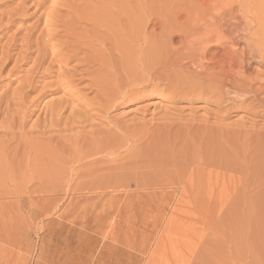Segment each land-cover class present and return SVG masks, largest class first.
<instances>
[{
    "label": "rangeland",
    "instance_id": "obj_1",
    "mask_svg": "<svg viewBox=\"0 0 264 264\" xmlns=\"http://www.w3.org/2000/svg\"><path fill=\"white\" fill-rule=\"evenodd\" d=\"M227 13L224 32L261 54L264 0H0V245L15 261L33 242L37 264H264V103L175 66Z\"/></svg>",
    "mask_w": 264,
    "mask_h": 264
},
{
    "label": "bare ground",
    "instance_id": "obj_2",
    "mask_svg": "<svg viewBox=\"0 0 264 264\" xmlns=\"http://www.w3.org/2000/svg\"><path fill=\"white\" fill-rule=\"evenodd\" d=\"M221 9H223V7L221 8ZM225 11V10H224ZM227 12H229V11H227ZM225 14H226V12H225ZM224 14V15H225ZM220 15H222V14H220ZM220 16L219 18H218V16L216 17V18H218V19H214V21H213V23H211L210 25H203V26H201V27H203V29L205 30V26H211V29H210V31H208V34H207V32L205 33L206 35H204L203 37H202V39H201V41H202V43H204V44H206L205 43V41L206 42H210V41H214L213 42V45H216V46H213L212 45V42H211V44L209 43V45H212L214 48L215 47H219V49L216 51V52H214V54L212 55V53L211 52H209V54H210V56H209V54L207 53V51L205 50L208 46H206V45H204V46H206V47H204L203 48V51H202V48H201V51H202V53L200 54V56L198 57V54L196 55L198 58L197 59H199L198 60V62L197 63H195V61H194V59H193V57L195 56V55H192L191 54V52L193 51H191L190 50V47H192V46H190L189 48H188V50L189 51H191L190 53H189V51H188V53L186 52L187 51V49L185 50V51H183V54H184V56H182V57H180V58H178L179 60H177L176 61V67H181V68H186V69H188V71L191 73V72H193V74H194V72H195V74H196V76L197 75H200V77L199 78H201V76L202 75H204L203 73L206 71L207 72V69L208 68H211V67H213L214 69L216 68L217 69V71L216 70H214V72H215V74H214V76H211V77H213V79L212 80H210V81H213V85H210V86H212V88L210 89V91H209V93H211L212 95H217L218 97V99H220L219 97H222V96H224V95H229L230 97H229V100H232V102L234 101V99L236 100V99H238V100H240V102L241 101H243V100H246L247 98H253V100L255 99V100H258L259 102H261V103H264V89L262 88V86L261 87H259L258 88V90H254V88H252V86H251V84H252V82H253V78L250 76V75H248L247 74V72H245V69L248 67V65H250V63H252L253 61H256V60H258L259 61V59L261 60V62L263 63H261L262 65H264V55H262V53H264V51L261 53V54H257L259 51V47H257V49L258 50H256L252 45L253 44H251V41H253L251 38H250V35H248L247 33L246 34H243L241 31V33H239V30L237 31V29H235L234 27H233V30H229L230 32H224V29L226 28L225 27V25L230 21L231 23L233 22L235 25H237V20L236 19H234L233 18V16H235V14L234 15H232V16H230V15H228V13H227V16L225 15V16ZM236 18V17H235ZM212 22V21H211ZM230 24V23H229ZM247 24V23H246ZM250 24V23H249ZM238 25H240V24H238ZM193 26H194V24H193ZM197 26V25H196ZM200 26V25H199ZM227 26V25H226ZM198 27V26H197ZM193 28H196V27H193ZM193 28H191V29H193ZM210 28V27H209ZM240 28V27H239ZM188 29V28H187ZM190 29V30H191ZM197 29V28H196ZM201 29V28H200ZM247 29V28H246ZM242 30V29H241ZM188 31H189V29H188ZM188 31H186L187 33L186 34H188L189 32ZM192 31H195V29L194 30H192ZM199 31V30H198ZM206 31H207V29H206ZM225 31H227V29L225 30ZM210 32V33H209ZM247 32V31H246ZM249 32V31H248ZM195 33V32H194ZM191 34V33H190ZM198 34V33H197ZM188 36V35H187ZM186 36V37H187ZM191 35H189V37H190ZM200 36H202V34L200 35ZM185 37V36H184ZM197 37V36H196ZM251 37H252V35H251ZM193 38V37H192ZM191 38V39H192ZM253 38V37H252ZM190 39V38H189ZM196 39V41H197V39H199L200 40V38L199 37H197V38H195ZM246 40L247 41V44H246V47L245 48H240L239 49V47L237 46L236 47V45H235V43H237V42H242V40ZM182 40V39H181ZM185 40H187V41H189L188 40V38H185ZM194 39H192V42H196L195 40L193 41ZM199 40H198V42H199ZM200 41V42H201ZM204 41V42H203ZM181 42H183V44H184V39L181 41ZM192 42H191V44H192ZM180 43V42H179ZM185 43H186V41H185ZM187 43H189V45H190V42H187ZM253 43V42H252ZM183 44H181V45H183ZM199 44H201V43H199ZM180 45V44H179ZM185 45V44H184ZM188 45V44H187ZM203 45V44H202ZM185 47H186V45H185ZM188 47V46H187ZM211 46H209V48H210ZM241 47V46H240ZM256 47V46H255ZM211 49V48H210ZM205 50V51H204ZM262 50V49H261ZM260 50V51H261ZM198 51V50H197ZM215 51V50H214ZM180 52H182V51H180ZM196 52V51H195ZM195 52H193V54L195 53ZM181 54V53H180ZM195 56V57H196ZM209 56V57H208ZM190 63H192V64H190ZM172 64H173V62H172ZM171 64V65H172ZM153 65H156V64H153ZM152 66V65H151ZM157 66V65H156ZM251 66V65H250ZM143 67H145V66H143ZM264 67V66H263ZM154 68V67H153ZM152 68V69H153ZM156 68V67H155ZM160 68V67H159ZM145 69V71L147 72V70H146V68H144ZM148 70V74L145 72L144 74H146L148 77H146V80H150L151 78H153L154 76H156L155 74H157V71H155V72H152L153 70ZM158 69V68H157ZM157 69H154V70H157ZM185 70V69H184ZM262 70H264V68L262 69ZM261 70V71H262ZM187 71V72H188ZM212 71V70H211ZM150 72V73H149ZM158 72H159V70H158ZM205 72V73H206ZM263 72V71H262ZM208 73V72H207ZM206 73V74H207ZM211 73V72H210ZM210 73H208V74H210ZM260 73V75H261V72H259ZM161 74V73H160ZM194 74V75H195ZM250 74V73H249ZM263 74V73H262ZM212 75H213V73H212ZM264 75V74H263ZM160 76V75H159ZM209 77H210V75H208ZM208 76H207V78H208ZM262 76V75H261ZM144 77L145 76H143V79L142 80H144ZM158 77V76H157ZM198 77V76H197ZM255 77H257L256 75H255ZM254 77V78H255ZM264 77V76H263ZM206 78V77H205ZM261 78V77H260ZM155 79V78H154ZM157 79V78H156ZM145 80V81H146ZM151 82H152V79L150 80ZM147 82H149V81H147ZM264 82V81H263ZM210 83H212V82H210ZM247 83H249L248 85H247ZM254 83V82H253ZM254 85V84H253ZM248 86V87H247ZM255 86V85H254ZM253 86V87H254ZM257 86H259L258 84H257ZM256 86V87H257ZM185 87V86H184ZM191 88V87H190ZM193 88H195V87H193L192 86V92H193ZM208 88H210V87H208ZM260 89V90H259ZM207 90V89H206ZM209 90V89H208ZM185 91H187V90H185ZM191 90L189 89V92H190ZM194 91H197V90H194ZM204 92H205V90H203ZM184 92V91H183ZM194 93V92H193ZM197 93H199V92H197ZM201 94V93H200ZM207 94H208V92H207ZM224 94V95H223ZM224 97H222V99H223ZM221 99V100H222ZM248 100V99H247ZM220 101V100H219ZM223 101V100H222ZM231 102V101H230ZM243 102H245V101H243ZM260 103V104H261ZM233 104H236V103H233ZM232 107H233V105H232ZM7 240V239H6ZM10 241V240H9ZM1 242V241H0ZM10 247V246H9ZM16 248V247H15ZM17 249V248H16ZM15 249V250H16ZM20 251V250H19ZM33 254H34V246H33V242H31V244H30V248H29V250H28V252H27V255L26 256H24V257H22V258H20L21 259V261H19V262H17V261H15L14 259H13V256H14V252L13 251H11L10 249H8V248H6V247H4V246H1L0 245V264H37V262L34 260V258H33ZM84 264H99V262H98V260L97 259H93V258H91V260H89V261H86ZM116 264H118V263H116ZM121 264V263H120Z\"/></svg>",
    "mask_w": 264,
    "mask_h": 264
}]
</instances>
